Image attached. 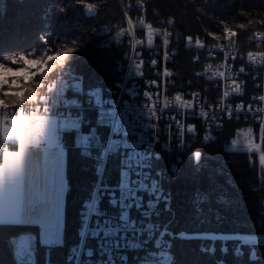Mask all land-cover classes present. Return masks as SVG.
I'll list each match as a JSON object with an SVG mask.
<instances>
[{
	"label": "built area",
	"instance_id": "built-area-1",
	"mask_svg": "<svg viewBox=\"0 0 264 264\" xmlns=\"http://www.w3.org/2000/svg\"><path fill=\"white\" fill-rule=\"evenodd\" d=\"M118 1L126 23L115 29L109 25V31L99 29L96 43L100 48L127 46L119 63L124 71L122 80L102 90L86 87L79 73L65 72L48 83L37 100L0 107V129L15 113L54 115L61 142L65 131L73 132L75 144L84 154L101 141L93 125L84 128L90 121L88 110L94 111L98 124L108 126L98 153L97 179L82 205L79 227L80 231L83 222L99 235L80 237L65 264H173L175 239L190 236L210 238L212 243L207 247L211 251L216 239L222 241V251L233 249L242 254L249 247L251 257L264 264L260 253L264 252V240L257 241L255 235L178 229L173 224L175 210L167 187L192 143L211 142L229 120L249 122L258 142L247 148L249 144L236 145L234 136L225 141V149L256 153L264 171V30L250 33L244 42H239L234 32L210 47L203 40L184 37L175 29L174 19L158 15L147 0ZM182 44L193 48L195 64L191 69L172 68ZM247 76L258 91L247 92ZM176 96L181 101L177 102ZM149 108L155 110V117H149ZM122 114L131 126L128 137H124ZM9 146L0 137V149ZM197 153L193 151L196 160L200 157ZM111 154L117 155L118 164L115 175L108 176L106 165ZM28 235L30 249L21 260L18 250ZM36 239L33 231H24L16 238L17 261L36 263ZM45 264L53 263L47 259Z\"/></svg>",
	"mask_w": 264,
	"mask_h": 264
},
{
	"label": "trees",
	"instance_id": "trees-1",
	"mask_svg": "<svg viewBox=\"0 0 264 264\" xmlns=\"http://www.w3.org/2000/svg\"><path fill=\"white\" fill-rule=\"evenodd\" d=\"M163 17H173L175 27L184 37L204 40L209 45L222 37L224 29H234L244 42L250 32L264 29V0H147ZM98 9L96 15H86L85 5ZM123 22L117 0H5L0 9V62L11 64L12 54L35 48L46 54L63 53L67 56L48 62L47 70L29 84L28 96H40L47 83L64 71L80 73L89 87L106 90L121 77L120 61L125 45L110 48L98 47L97 29L101 23ZM46 41V42H45ZM183 43V42H182ZM174 56L177 69L192 68L193 48H180ZM16 65V64H14ZM247 92L256 91L247 76ZM88 129L93 125L101 141L92 146L89 154L81 152L75 144L74 134L62 135L66 148L67 190L65 196L62 241L44 243L36 240L37 264L46 260L49 246L50 263L65 261L71 246L79 240L81 208L97 179L96 166L108 126L98 124L94 111L88 110ZM242 121L229 120L208 143L194 141L178 171L167 182L175 210L173 224L190 232L241 231L264 233V171L256 153L227 150L225 141L235 133ZM198 150L196 160L193 151ZM118 157L109 155L107 175L117 171ZM24 231L39 234V225L32 222H0V264H33L18 262L14 256L12 236ZM215 250L208 249L210 238L197 236L177 237L174 241L176 259L173 264H258L259 260L245 252L236 254L233 249L222 251L221 240L213 241ZM203 246H206L204 248ZM264 258V252L260 251ZM220 260H223L220 262Z\"/></svg>",
	"mask_w": 264,
	"mask_h": 264
},
{
	"label": "crops",
	"instance_id": "crops-1",
	"mask_svg": "<svg viewBox=\"0 0 264 264\" xmlns=\"http://www.w3.org/2000/svg\"><path fill=\"white\" fill-rule=\"evenodd\" d=\"M30 114L15 113L9 124H3L0 137L9 147L0 149V222H29L27 215L18 219L11 215L10 202L19 198L24 205L33 200H44L50 220L39 225V239H50L49 230L61 235L64 226L65 196L67 190V153L54 115L43 117L52 125L51 135L35 138L26 136L20 145L21 134L27 133L37 121ZM5 129H8L5 132ZM13 153H20L14 156ZM61 233V234H60ZM58 235V234H57Z\"/></svg>",
	"mask_w": 264,
	"mask_h": 264
},
{
	"label": "snow or ice",
	"instance_id": "snow-or-ice-1",
	"mask_svg": "<svg viewBox=\"0 0 264 264\" xmlns=\"http://www.w3.org/2000/svg\"><path fill=\"white\" fill-rule=\"evenodd\" d=\"M93 5H87V11H93ZM150 27V26H149ZM73 49L68 48L65 52L60 53L56 52L54 55H48L46 59L44 58H35L29 59L27 56L21 55L18 59L13 58L11 60V64H19L23 63V67L13 68L8 64L0 63V91H2L4 97H13L23 102L25 98H29L35 100V95L28 97L29 88L27 85L31 84L37 75H42L45 70H47V63L51 61H55L60 59L62 56H67L68 53L72 52ZM251 56V53H249ZM155 63V62H154ZM221 76L224 75L223 72L220 73ZM239 91V89H237ZM145 96L151 99L149 93L145 92ZM43 99V97H41ZM176 101H181L180 96L175 97ZM264 100V97H261ZM186 103V102H185ZM6 101L0 100V106H4ZM48 111V109H45ZM149 117H155L156 112L153 108L148 109ZM37 121L34 127L29 128L27 133L21 134L20 136V145L23 146L25 143L26 136H32L35 138H40L41 136H48L52 138L51 130L52 125L49 121H47L43 116L34 117ZM121 124L123 123L124 127V137H128L131 132V126L128 124V120L124 114L121 115ZM8 129H5L7 132ZM14 156H19L20 153H13ZM199 155V153H197ZM10 212L11 215L20 219L27 215L29 222L32 223H40L44 220H49V210L45 205L44 200H33L24 205L23 202L19 198H14L10 202ZM50 221V220H49ZM79 235L82 240H84L87 236L91 235L92 237L98 236L99 231L95 228H89L84 226L82 222V228L79 231ZM50 239L44 241L45 243H59V240L56 238V232L52 229L49 230ZM28 245L26 242H23L20 245L18 250V258L23 259L27 252ZM91 255V252H89Z\"/></svg>",
	"mask_w": 264,
	"mask_h": 264
},
{
	"label": "rangeland",
	"instance_id": "rangeland-1",
	"mask_svg": "<svg viewBox=\"0 0 264 264\" xmlns=\"http://www.w3.org/2000/svg\"><path fill=\"white\" fill-rule=\"evenodd\" d=\"M4 3H5V0H0V9L1 8H3V6H4ZM117 3H118V7H119V9H120V12H121V14H122V17H123V22H117L116 24H113V23H108V22H103V23H101L100 24V26L98 27V29H97V38H98V32H99V29H101V28H103V29H105L106 31H109L108 29H109V25L110 26H112L114 29L116 28V27H120V26H122V25H124L125 23H126V18H125V11H124V9H122L121 8V6H120V4H119V1L117 0ZM165 18H170V17H165ZM173 18V17H172ZM175 29H176V27H175ZM177 30V29H176ZM228 30H231V31H233V32H230V33H226ZM256 30H264V29H256ZM256 30H254V31H252V32H250V33H253V32H255ZM234 32H236L234 29H230V28H226V29H224V32H223V35H222V37H220V38H218V39H216L215 41H213L212 43H210L209 45H206V43H205V46H216L217 44H218V42L219 41H223V39H225L229 34H232V33H234ZM249 35V34H248ZM237 38H238V34H237ZM197 40H199V41H202L203 39H201V38H199V37H197L196 38ZM239 40V39H238ZM246 40V39H245ZM204 41V40H203ZM46 42V41H45ZM96 42H97V40H96ZM239 42H241V41H239ZM125 45V44H124ZM113 46H115V45H113ZM112 46V47H113ZM108 48H110V47H108ZM125 50H127V46L125 45ZM21 55H24V56H27L29 59H35V58H44V59H46V57L48 56V55H51V54H46L45 53V51L44 50H36L35 48H31V49H29V50H24V51H21V52H19V53H15V54H12L11 56H10V60H12L13 58H16V59H18ZM0 63H3V62H0ZM173 64H171L172 65V68H176L175 67V61H173L172 62ZM5 64H7V63H5ZM10 67H13V68H17V67H23V63L22 62H20L19 64H16V65H14V64H8ZM47 67H48V63H47ZM192 68H193V66H192ZM121 69V68H120ZM121 71H122V73H121V77L119 78V79H117V81L119 80H122L123 79V77H124V71L121 69ZM65 72H73V71H64V72H62L61 74H59L57 77H59L60 75H62V74H64ZM77 73V72H76ZM80 74V73H79ZM56 77V78H57ZM55 78V79H56ZM54 80V79H53ZM52 80V81H53ZM116 81V82H117ZM51 82V81H50ZM49 82V83H50ZM254 83V82H253ZM47 85H48V83H47ZM29 85H27V87H28ZM86 87H89V86H86ZM256 88V87H255ZM46 89H47V86H46V88H45V90L41 93V95L46 91ZM103 90V89H102ZM256 91H258L257 90V88H256ZM40 95V96H41ZM39 96V97H40ZM28 97H31V96H28ZM36 97V99L35 100H37L39 97L38 96H35ZM0 100H4V101H6V104L5 105H9V104H14V103H18V102H21V101H19L18 99H16V98H13V97H4L3 96V93H2V91H0ZM24 101H33L32 99H29V98H25V100ZM259 104H261L262 105V101H260V103ZM1 107V106H0ZM259 110H262V107L260 106V108H259ZM57 119V118H56ZM58 122V121H57ZM242 123V125H240L239 127H237L236 128V131H235V133L232 135V137H234V136H236L235 138V142L237 143L236 145H239V146H242V145H244V144H249L248 146H247V148H253V145H254V143L255 142H258V139H257V136H256V134H255V131H252L251 130V126L249 125V122H241ZM232 137H230L231 139H232ZM242 143H244V144H242ZM81 225V224H80ZM80 227V226H79ZM22 233V232H21ZM20 233V234H21ZM34 233H36V232H34ZM243 233H245V232H243ZM247 233H249V234H251L252 236L253 235H255V239L258 241V240H264V233H259V232H247ZM20 234H18L17 236H12L11 237V240H12V243H13V252H14V245H15V241H16V238H18V236H20ZM58 234V235H57ZM61 234V233H60ZM246 234V233H245ZM259 234H261L263 237H259ZM36 235H37V239L39 238V234H37L36 233ZM61 235H59V233L57 232L56 233V238L58 239V240H60L61 238ZM36 239V240H37ZM36 240H35V254H36ZM250 240L252 241L253 239L252 238H250ZM80 241V235H79V240H78V242ZM44 242V241H43ZM77 242V243H78ZM33 243H34V241H33ZM45 243V242H44ZM76 243V244H77ZM47 244V243H46ZM76 244H73L72 246H71V248H70V250L69 251H73L74 250V248L76 247ZM45 252H46V260L48 259V253H47V251L45 250ZM69 253V252H68ZM14 256H15V258H16V255H15V253H14ZM65 259H66V257H65ZM16 260H17V258H16ZM45 260V261H46ZM222 260H220V262H221ZM19 262V261H18ZM24 262H30V261H24ZM31 263H33V262H31ZM33 264H37V258H36V263H33ZM42 264H45V262H43ZM54 264H65V262L64 261H62V262H59V263H54Z\"/></svg>",
	"mask_w": 264,
	"mask_h": 264
},
{
	"label": "water",
	"instance_id": "water-1",
	"mask_svg": "<svg viewBox=\"0 0 264 264\" xmlns=\"http://www.w3.org/2000/svg\"><path fill=\"white\" fill-rule=\"evenodd\" d=\"M83 12H84L86 15H96L97 12H98V9L94 6V7H93V11H92V12H88V11H87V5H85V6L83 7Z\"/></svg>",
	"mask_w": 264,
	"mask_h": 264
},
{
	"label": "bare ground",
	"instance_id": "bare-ground-1",
	"mask_svg": "<svg viewBox=\"0 0 264 264\" xmlns=\"http://www.w3.org/2000/svg\"><path fill=\"white\" fill-rule=\"evenodd\" d=\"M23 242H26V243H27V245H28L27 250H29V249H30V246H29V243H30L29 235H28V236H25V237L23 238L21 244H22Z\"/></svg>",
	"mask_w": 264,
	"mask_h": 264
}]
</instances>
